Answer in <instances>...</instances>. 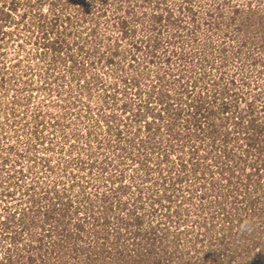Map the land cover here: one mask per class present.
I'll return each instance as SVG.
<instances>
[{
    "label": "rangeland",
    "instance_id": "374dc122",
    "mask_svg": "<svg viewBox=\"0 0 264 264\" xmlns=\"http://www.w3.org/2000/svg\"><path fill=\"white\" fill-rule=\"evenodd\" d=\"M154 87L156 101L167 93L177 102L186 89L195 101H233L231 115L245 116L249 100L258 108L264 0H0V156L8 158L0 162V221H7L0 264H105L104 248L132 243L119 202L131 208L137 199L146 207L143 227L159 228L168 245L155 249L154 261L264 264V233L220 240L224 223L190 192L211 174L196 179L191 164L177 178V153L165 155L166 104L154 103L157 117L139 106ZM248 173L257 179L252 168L236 176ZM152 194L171 209L154 212L161 204H151Z\"/></svg>",
    "mask_w": 264,
    "mask_h": 264
},
{
    "label": "trees",
    "instance_id": "16d2710c",
    "mask_svg": "<svg viewBox=\"0 0 264 264\" xmlns=\"http://www.w3.org/2000/svg\"><path fill=\"white\" fill-rule=\"evenodd\" d=\"M47 45L53 46L54 43H47ZM58 45L60 46L61 44L56 43L54 45L55 50L58 49ZM111 60H113V57ZM154 90L155 87L153 92L150 90L152 94L149 96V100L147 102L142 100L139 106L148 108L152 112L153 117H157L154 112L157 109L155 106L159 105L162 107L166 104L165 110H167L169 115L164 124L166 126V133L169 136H167L169 148L165 149V155H167V158H171L172 154L177 153L179 160L177 165L181 168L182 172L179 174L175 172V174H178L177 178L180 182L183 179L182 175L187 174L185 172L190 170L191 164L194 165V169L191 168V171L193 170L194 174L199 172V177L196 179L200 180L201 177L207 179L204 175H212L210 179H207L211 180L209 183H198L200 188L193 187L189 190L193 195H197L202 200H209V203H202L201 207L212 214V220L220 219L224 223L221 226L225 233H220L217 237L220 240L225 237H233L234 241H236L246 237L245 230H251L254 235L257 232L264 233V185L261 181L264 178V174H258L264 168V102L258 108H255L254 104L251 103L252 101L249 100L247 104L250 103V106L245 116L242 111H234L235 113L232 112L231 115L229 112L232 111L230 109L233 101H228L227 98L223 102L218 103L215 95H213L214 100L211 99L210 101L208 99H206L207 101H204L205 99L202 100L200 98L202 96L200 95V97H196L195 101L192 98L194 92L191 93L189 90L184 89L185 92L182 91L183 95L176 99L177 102L172 103L169 100L170 95L167 93H163L160 101H156V97L152 98ZM190 100L191 102H189ZM17 102L21 104L19 100ZM154 103L157 105H154ZM125 110L128 111L129 109L125 108ZM164 111H161L158 115L163 116ZM217 113L220 115L215 118ZM222 115L226 117H222ZM136 120H139V122L142 121L141 118H136ZM152 125L151 121L145 120L143 128L151 130ZM137 130L135 129V131ZM122 132L123 129L120 128L119 135H123ZM45 140L44 137L39 138V141L42 143ZM186 151H188V155ZM7 159V157L0 156V162L7 161ZM45 162L50 163V160L47 159ZM259 162L261 163L259 164ZM49 167L51 165H48ZM248 168L255 169L254 174H257L255 175L257 179L252 180L254 175L250 173L244 177L236 176L240 171L244 172ZM215 170L219 174L218 177L214 174ZM175 174L172 175L173 178H175ZM235 176L237 180L234 179ZM207 184L212 185V187H207ZM58 185V183L52 185V189L56 191L59 200H63V195L57 189ZM45 188L43 187V189ZM121 188L125 189L126 187L121 184L117 190ZM46 191L50 192L47 188ZM211 193L215 195L214 198L209 197ZM104 196L105 200L109 198L107 197L108 195ZM148 198L153 205L157 203L161 204L157 208L155 206L152 208L154 212L158 208L160 210L171 209L170 206L167 207V205L163 204L164 196L152 194ZM187 200H191V198L185 197L183 199V201ZM119 206L123 213L126 211L123 216L120 215L121 217L119 219L120 223L127 227L128 239L130 238L132 243L125 245L123 243L124 247H120L121 249L117 247L116 252L114 251L113 253L107 248H104L103 252H108V255L104 258V263L112 264V258H115L117 255L119 264H146L147 260H145V255L149 254L150 261L153 260V264H161L159 260L154 261L155 249L163 245L164 249H166L168 245L167 243H163L164 238L163 235H160L162 232L159 228L155 226L143 227L146 221V212L142 211L143 208H146L144 202L138 201L137 199L135 206L128 208L127 202L123 203L120 201ZM153 211H151L152 215L154 214ZM175 212L176 214L181 213L179 211ZM91 217L95 222H98L101 218L92 214ZM4 221H0V223H7V221ZM77 225V231L81 232L85 229L84 222L81 221ZM260 229L263 231H260ZM63 230L65 231L67 228ZM118 235L120 239H123L122 233L119 232ZM252 240L255 239L253 238ZM254 242V246L256 247L259 243L257 241ZM242 246L246 247L247 245L241 243V241L236 245L238 251L244 253L246 251L242 252L240 249ZM113 249H116V246H113ZM254 263L257 262L254 261Z\"/></svg>",
    "mask_w": 264,
    "mask_h": 264
}]
</instances>
